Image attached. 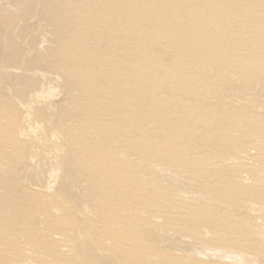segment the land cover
<instances>
[{
	"label": "bare ground",
	"instance_id": "6f19581e",
	"mask_svg": "<svg viewBox=\"0 0 264 264\" xmlns=\"http://www.w3.org/2000/svg\"><path fill=\"white\" fill-rule=\"evenodd\" d=\"M258 73L264 0H0V209L11 215L19 198L37 206L27 222L34 236H0L10 245L0 264L174 262L147 247L146 236L195 241L197 232L186 228L201 222L156 185L159 168L208 185L222 168L209 158L228 150L232 170L260 177L264 134L250 141L255 124L243 106L230 105L221 120L245 131L215 133L225 151H206L217 136H204L222 123L218 110L204 108L213 96L225 85L247 91L259 84ZM232 173L219 191L259 199L263 207L249 206L263 215L264 179L244 186L243 172ZM32 182L43 199L34 191L9 195ZM21 213L10 216L13 224L22 226ZM1 222L0 232L8 229ZM246 225L264 240V222Z\"/></svg>",
	"mask_w": 264,
	"mask_h": 264
},
{
	"label": "rangeland",
	"instance_id": "374dc122",
	"mask_svg": "<svg viewBox=\"0 0 264 264\" xmlns=\"http://www.w3.org/2000/svg\"><path fill=\"white\" fill-rule=\"evenodd\" d=\"M258 74H259V76H257L256 78L260 79V81H258L259 84L254 85V87L248 89L247 91H241L238 87H236L235 84H233L234 87L232 85H229V86L225 85V87L222 88L223 90L221 89L220 95H214L213 96V98L210 101L209 106L206 105L204 108L211 110V111H214V114L218 110L217 111L218 114L216 113L215 115H217L216 118H220L219 120L222 123L216 129L211 127V129L204 136H207V138H209L210 135H216L215 134L216 131H217V133L218 132L219 133H227L229 131L228 133L230 135L234 134V137H236L239 135L240 131L243 132L246 130V128H242V130H240L238 132L234 128H231V126H228L227 122H225L224 120H221V119H226L227 114H230V111H231L230 105L233 104L234 106H237V107L243 106L244 110L246 109L245 110V114H246L245 117H248L247 120L248 121L252 120L253 123L255 124V127H252V129L250 128L251 129V131H250L251 137H249L250 141H254L256 143H258L260 141L261 135L264 134L262 132L263 130L258 129V126H261V125H262V127L264 126V80H263L264 79V73H258ZM233 88L234 89L236 88V89L234 90ZM254 88L257 90L256 93L258 92L257 94L254 93V91H255ZM250 90H251V92H250ZM223 91H224V93H223ZM260 92H262V93H260ZM226 93H227V95H226ZM223 94H225V95H223ZM244 94L245 95L247 94V95L245 96ZM228 97H230V98H228ZM191 102H192L191 105H193V107H200V104L193 102V101H191ZM223 107L227 108L228 110H226L225 112L222 111V109H224ZM227 127H229V128H227ZM220 130H221V132H220ZM242 136H244V134H242ZM226 137L229 138L230 136H226ZM1 138H4V136L1 135L0 139ZM249 138H247L246 140L249 141ZM213 142H215V143L213 144ZM223 143H224V141L221 140L219 136H217L216 138H210L209 142H208L209 145L211 144L210 148H205V150L208 151L210 149L211 151H214V148H218L221 150L223 149V151H225L224 147H223L224 146ZM4 150L9 151L8 147H7V149H4ZM251 150L253 151V149H251ZM251 150H249V151H251ZM248 153H249L250 157H253L256 155L255 151L248 152ZM222 154H223V156L221 157V159H215L212 157L209 158V160L211 162L216 163L218 166H221L222 168L216 170V171H219V172H216V174L211 175V177H210L211 181H210V184H208V185L205 184L204 183L205 181L202 179H197V181H196V179L192 180V181H187L185 179V177L187 176L186 174L182 173L183 175L182 174L178 175V173H174L173 171H171L172 168L170 166L163 165L162 166L163 168H159L160 170L158 173L157 181L155 182L156 185L161 189L168 190L169 192L167 191V193H170V194L174 193L173 197L176 198V200H178L179 203L184 204L185 206H190V207H192V209H195L193 211V213H195L196 215L199 214L197 218H198L199 222H201V225L197 226L194 224V225L186 228L187 230H195V232H197L196 234L199 235V238L195 239V241L188 240L187 238H183V237L179 238V237L173 236L172 234L170 235V233H165L163 235H161V234H149L146 236L147 237L146 238L147 247L151 248L155 252L161 253L162 255H164L166 257H173L175 261L170 262L171 264H264V240L256 239V237L253 236V234L249 231V229L246 225V223L251 224L253 222V220H255L256 223L257 222L259 223L260 220L262 222H264V218H263L264 214L262 215L261 211H252L250 209V206H249L250 202L251 203L255 202L256 204H254V206L258 207V209H259V207H263L262 205H260L258 203V202H260V200L259 199H254V201L253 200H245V199H243V197H240V196L237 197L233 194L231 196L230 195L231 190L229 188H226L227 190L224 188L225 190H220V191L217 188L218 182H224L223 183V186H224L226 183L230 182V179H233V180L235 179L232 171H236V174L243 172L244 176H242V178H240V180L243 182V183L241 182L243 185L245 184L244 186H246V185L253 186L256 184H261L263 179H264V170L261 169L260 177L256 178L253 175L254 178H252V175L251 176L248 175L246 173V171H242V170L239 171V169H236V170L233 169L232 170L231 166L228 164L229 162L227 164H225V161L228 158L227 155L229 154L228 150ZM166 167H167V169H166ZM179 176H181V177H179ZM22 177L24 178V181H26L27 183L31 180V179L28 180L29 176H27V174H23ZM175 177H177V178H175ZM258 180H260L261 183H258ZM82 181H84V180H82ZM176 182L179 185H177ZM32 183H34V182H32ZM34 184L36 185L35 187H33V186L26 187L28 189H25L24 186L23 187L16 186L15 189L11 190L12 192L11 191L9 192V195L14 193L13 194L14 196L16 195V196L20 197L21 194H23V192L34 191L33 192L34 194L39 195L38 197H41L43 199L44 196L46 195L45 192L42 189L39 190L40 184H38V183H34ZM81 185H85V183L83 182V183H81ZM209 186H212V187H209ZM225 187H227V186H225ZM19 188H20V190H19ZM35 190H37V191H35ZM18 192H20V193L18 194ZM185 192H187V194ZM221 192L224 193L225 195L222 194ZM84 193L87 194V191L85 190ZM175 194H178V195H175ZM0 195H2V194H0ZM187 195H189V196H187ZM232 200H234V201H232ZM18 202H19L18 203L19 205H17V208L18 207L19 208L15 209V211H14V213L16 212L15 214L12 213L11 215H9V214L5 215L6 213H4L0 209V219L2 221L1 224L5 225L6 228H8V229H3L4 231L2 230V232H0V236L2 234H6L8 232V230L9 231L14 230V231H16L17 234L19 233L21 235H24V237L26 235H30V234H32V236H34L36 230L35 231H34V229L29 230V229L33 228L34 226L32 227L31 224L27 223V222L29 220V215H31V211H33V209H36L37 206L35 204H33L32 202H30L29 200H26V199L22 200L21 198H19ZM231 202H232V204H231ZM227 207L230 210L227 211ZM21 209H23V210H21ZM201 209H203V210L201 211ZM250 210H251L252 214L250 213ZM181 211H182L181 215H183L185 212H184V210H181ZM204 211H206V212L208 211L206 213V215H205ZM20 213H21L22 223H23L22 226H21V224L20 225L13 224L11 219H10V216L11 217L18 216V215H20ZM257 213L260 215H258ZM201 214L205 215V216H202ZM217 216H219V217H217ZM41 217H43V216L41 215L40 218ZM233 218H234V220H233ZM258 219H259V221H258ZM219 220L221 222H218ZM174 224L179 225L180 222L175 220ZM237 224H242V225L240 227H238ZM212 227H215L214 228L215 231L210 229ZM231 227L234 228L235 231ZM39 228L43 229V228H47V226L41 224V226ZM197 228H199V229H197ZM5 231H7V232H5ZM225 234H226V237H225ZM219 235H221V236H219ZM196 238H197V236H196ZM7 245L8 244H3L0 241V253L10 247V245H8V246ZM238 246H240V247H238ZM252 249H254V250H252ZM232 252L233 253H240L239 257H236V254H233ZM251 252L253 255L254 254L255 255L253 256L251 254ZM245 253H247V254H245ZM261 253H263V254H261ZM27 264H39V263L31 261V262H28ZM161 264H165V263H161Z\"/></svg>",
	"mask_w": 264,
	"mask_h": 264
}]
</instances>
